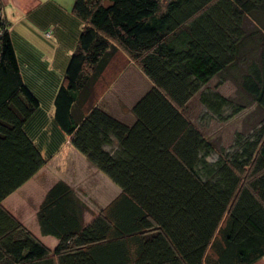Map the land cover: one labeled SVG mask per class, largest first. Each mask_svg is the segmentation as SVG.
Wrapping results in <instances>:
<instances>
[{"label":"trees","instance_id":"obj_1","mask_svg":"<svg viewBox=\"0 0 264 264\" xmlns=\"http://www.w3.org/2000/svg\"><path fill=\"white\" fill-rule=\"evenodd\" d=\"M47 7L38 12L52 38L53 20H62ZM68 14L74 44L53 67L0 16V264L263 258L264 0H74ZM121 57L148 80L131 118L104 100ZM216 76L238 97L205 87ZM196 97L200 119L249 110L228 147L189 117ZM65 144L120 191L87 219L81 193L54 182L36 235L7 199Z\"/></svg>","mask_w":264,"mask_h":264},{"label":"rangeland","instance_id":"obj_2","mask_svg":"<svg viewBox=\"0 0 264 264\" xmlns=\"http://www.w3.org/2000/svg\"><path fill=\"white\" fill-rule=\"evenodd\" d=\"M0 16L4 17L1 10ZM121 63L122 65H120ZM131 63L127 62L124 57L117 65L113 66L114 75L111 79L114 80V84L104 98L111 111L115 113L117 111L126 117L130 116V107L133 101L148 87L146 77L138 72ZM126 64H130L131 67L122 73ZM118 68H120L119 71ZM207 86L208 89L217 90L227 96L237 98L239 94L236 85L229 80L220 82L218 76L214 77L205 87ZM204 111V106L199 103L196 97L190 102L187 113L192 120L200 125L206 136L225 148L232 142L234 132L243 130L244 119L249 112L248 109H244L227 121H218L210 118L200 119V115ZM246 127L247 125L244 128ZM59 178L81 193L82 196H80L89 209L87 219H91L120 191L104 174L91 166L82 155L67 146L44 168L39 176L34 177L28 185L13 195L10 205H8L22 223L36 235H38L36 211L40 201L48 187L55 182V179ZM41 240L49 247H54L56 243V240L51 237H43Z\"/></svg>","mask_w":264,"mask_h":264},{"label":"crops","instance_id":"obj_3","mask_svg":"<svg viewBox=\"0 0 264 264\" xmlns=\"http://www.w3.org/2000/svg\"><path fill=\"white\" fill-rule=\"evenodd\" d=\"M73 1L74 0H0V10L4 15V18L10 23V28L12 32L17 36L27 40L38 51L42 52L44 55V59H47L48 62H51V66L53 67L54 63L56 62L60 54L61 55L65 53L67 54V50L71 49L74 44L72 42L75 39L74 37L75 29L74 27L67 26V25H72L73 23L75 24V22L72 20V17H69L68 14V12L72 8ZM51 4H55V8H53L55 14L56 16L60 15V20L62 21L58 22V19L53 20V22H55L52 25L53 37L46 38L43 35V31L47 27L41 26L40 16H41V11H43L44 9L51 8V7H47L48 5ZM40 9L41 11L38 12V10ZM67 146L69 145L65 144L60 149L59 153L56 156H54L53 159H51V161H53L56 157H58L63 152L64 148H66ZM51 161H49L47 165ZM46 166H44L38 172L37 174L38 176ZM37 175H35V177ZM33 179L34 177L31 180ZM31 180H29L25 185H23L21 189H23L26 185H28L31 182ZM58 180H60V178ZM58 180L55 179L54 181L56 182ZM21 189L13 193L7 199V206L10 205L11 197H13V195L18 193ZM9 209L11 210V208ZM254 264H264V257L258 260L257 262H255Z\"/></svg>","mask_w":264,"mask_h":264}]
</instances>
